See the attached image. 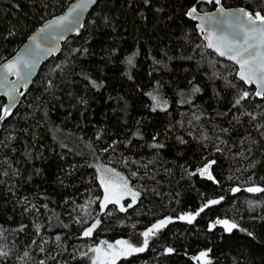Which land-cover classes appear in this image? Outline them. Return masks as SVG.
Returning <instances> with one entry per match:
<instances>
[{"label":"trees","instance_id":"1","mask_svg":"<svg viewBox=\"0 0 264 264\" xmlns=\"http://www.w3.org/2000/svg\"><path fill=\"white\" fill-rule=\"evenodd\" d=\"M73 1L0 0V64ZM194 5L200 12L218 6L206 0H104L81 34L44 64L0 124V249L8 253L0 264H91L80 255L89 246L121 239L139 245L140 233L169 216L173 221L149 237L144 252L117 264H202L194 257L208 249L212 264H264V192L246 191L264 187V99L233 107L239 89H255L238 79L235 65L205 47L186 15ZM221 5L264 14V0ZM90 80L102 86L94 88ZM149 93L167 107L153 111ZM5 105L0 95V109ZM210 160L218 183L190 175ZM104 168L128 177L141 192L126 212L113 204L100 207ZM220 197L193 223L178 220ZM218 218L239 228L210 230ZM96 219L92 236L83 237ZM168 247L175 252L166 253Z\"/></svg>","mask_w":264,"mask_h":264},{"label":"snow or ice","instance_id":"2","mask_svg":"<svg viewBox=\"0 0 264 264\" xmlns=\"http://www.w3.org/2000/svg\"><path fill=\"white\" fill-rule=\"evenodd\" d=\"M148 2L149 0H145V3ZM206 2L214 3L218 6L221 5V0H206ZM95 3L96 0H78V3H76L69 10L67 15L58 17L54 22H49L47 24V28H40L38 33L31 37L32 41L36 45V48H39L41 35L44 34L47 29H51L53 27L61 29V34L59 36L60 39L64 38L63 32H70L73 30L78 31L80 27H83V24L80 22L83 13L90 5ZM218 12L220 14L219 17H217L215 14L209 15L207 13L201 15L198 11V8L194 5L186 12V15L193 20H200L201 23L199 28L202 33L208 32V29L205 27V25L209 21L226 23L228 28L231 29V36L227 34L216 35L214 32L210 35H206L205 38L207 40V44L205 47L212 49L218 56L226 57L227 59L233 61L234 64L238 65L239 71L237 75L239 80L243 81L244 84H255L256 90L254 93H250L246 89L238 90V95L233 101V107H241L242 102L249 100L250 98L258 97L260 99H264V14H262L261 11H249L244 8L237 10H225L222 6L218 8ZM46 51L51 53L53 49L49 48ZM75 51H80V49H76ZM83 51L87 52V49H84ZM132 59V57L128 58L129 64L132 63ZM21 62L26 65L28 71L21 70L19 67ZM35 63V60L21 61L18 58L16 60L8 61L5 64H0V69H3L5 73L2 77H0V87H3L5 83L12 85L11 89L4 93L8 95L11 107H14L17 102L16 96L13 95V93L17 91V83L16 81H7V76L15 75L18 81L23 82L22 86L26 87L27 82L31 77V69L35 67ZM57 67H59V65ZM213 75L218 76L217 73H213ZM85 78L87 79V77ZM90 83L94 88H99L102 86L97 84L95 80H90ZM230 86L233 88L236 87L234 84H231ZM49 87H51V81H49ZM199 91L200 89L198 87L193 89V92ZM22 94L23 93H21V95ZM148 95L151 96L154 102L152 109L153 111H155L157 108H161L163 110L167 107L166 100H162L152 93H149ZM183 102L184 101H181V103ZM84 103H86V101H84ZM11 107L5 105L2 109H0V124H2L6 117L12 114ZM243 114L247 115L252 120L257 119V116L252 112H244ZM261 115H264V113ZM197 119H199V117H197ZM236 119H239V117H236ZM260 127L264 128V125H260ZM223 131L226 132L227 129H224ZM203 138L207 139L206 136ZM181 142L183 143L184 141L181 140ZM221 143H223V141H221ZM153 147H163V145H153ZM105 151H107V149H105ZM216 151H222V149L217 147ZM215 163V160H210L204 164L203 167L198 168L196 172L190 173V175H197L198 173L201 176H206L208 180L218 183V181H215V177L211 173V168ZM2 175L7 176L8 173L4 172ZM133 175H136V173H133ZM99 181L104 191L103 198H97L101 199L100 207L102 209H106L109 204H113L119 206V211L126 212L128 208L133 207L137 203V198L141 195L140 191L135 190L130 185L128 177L117 172L115 169L104 168L99 177ZM232 191L239 192L240 189L233 188ZM246 191L250 193L264 192V187L252 186L248 187ZM127 197L131 198V202L125 206L123 203H121V201ZM222 199L223 197H220L219 199L207 200L198 211L195 213L181 215L179 219L186 220L191 224L197 216L205 211L206 208L219 204ZM91 203H93V201H89V204ZM33 207L35 206L33 205ZM43 207L47 208V205H44ZM38 210L39 209H37V211ZM87 215L88 213L85 209V216ZM172 219L173 218L170 216L161 219L154 223L146 231L140 233V235L143 237V240L139 245L133 244L128 240H117L114 244L109 243L108 241H100L99 244L94 247L89 246L88 250L81 252L80 255L81 257H88L91 260V264H117L121 258L127 259L134 254L144 252L148 248L149 237L156 235L161 229L171 223ZM77 222H81L79 218ZM83 223H87V220L85 219ZM99 224L100 220L96 219L89 227L84 228L82 236L91 237ZM217 225L223 226L224 230L229 233H231L234 229L239 228V225L235 222H232L228 219L218 218L212 224H210L209 229H214ZM64 227H68V225H64ZM20 230H23V226ZM240 230L244 231V229ZM37 232H39V226H37ZM2 233L3 229L2 226H0V236H2ZM248 234L252 235V233ZM55 239L57 242L61 241V237L59 235H57ZM57 246L59 247V243ZM40 251H44L43 247L40 248ZM165 252L171 254L175 252V249L168 247L165 249ZM210 252L211 249L201 251L199 256L194 257V259L201 261L202 264H212V260L209 257ZM89 253L92 255L89 256ZM7 255V252L0 249V257ZM28 255V252L24 253L25 257ZM39 264H44V261L41 260Z\"/></svg>","mask_w":264,"mask_h":264},{"label":"water","instance_id":"3","mask_svg":"<svg viewBox=\"0 0 264 264\" xmlns=\"http://www.w3.org/2000/svg\"><path fill=\"white\" fill-rule=\"evenodd\" d=\"M104 0H96L95 4H92L88 7V9L83 13L82 17H81V24H83V27H80L78 31L73 30L70 32H63V39H60L59 36L61 34V29L53 27L51 29H47V31L41 35L40 41H39V48H36L35 43L32 41L31 37L36 35L38 33V30L40 28H47V24L49 22H54L58 17L63 16V15H67L69 10L76 4L78 3V0H74L69 6L68 8L61 14L47 20L46 22H44L28 39L27 41L18 49V51L15 53V55H13L11 58H9L8 60H6L4 63H7L8 61H12V60H16V59H20L21 61H25V60H35V67L33 69H31V77L27 82V86L24 87L23 82L22 81H18L17 77L15 75H8L7 76V81H16L17 83V91L15 93H13V95L16 96L17 102L15 104L14 107H11L10 105V101L8 98V95L4 94L6 91H8L9 89H11L12 85L9 83H5V85L3 87H0V95L3 96L4 98H6L7 101V105L11 107V110L14 109L16 106H18L22 99H23V95L25 93H27L33 86L35 80L38 78V76L40 75V72L44 66V64H46L47 62H49L53 57L57 56L60 54L63 44L65 42H67L70 38L74 37V36H78L81 34V32L84 29V25L85 22L88 18V16L90 15V13L98 6V4L100 2H102ZM222 6L225 10H237V9H241L243 7H236V8H228L225 7L224 5H220ZM220 6H217L213 11H209V12H200L201 15L207 13L209 15L215 14L217 17H219V12H218V8ZM246 9V8H244ZM247 10V9H246ZM188 17V16H187ZM189 20H191L192 22L196 23V28L197 30L202 34V39L205 42V44H207V40H206V35H210L213 32L216 33V35H221V34H227L229 36H231V29L228 28L226 23L220 22L217 23L215 21H209L205 27L208 29L207 33H202L200 31L199 25H200V20H193L190 17H188ZM53 49V51L51 53L47 52V49ZM208 49V48H207ZM34 50V51H33ZM209 51L213 52L214 54H216L212 49H208ZM217 55V54H216ZM218 56V55H217ZM220 57V56H218ZM230 63H232L233 65H235L239 71V66L234 64L233 61L227 59L226 57H220ZM19 67L21 68L22 71H28L26 65L21 62L19 64ZM4 70L0 69V77H2L4 75ZM238 77V75H237ZM239 79V78H238ZM241 81V80H240ZM243 84L244 82L241 81ZM247 87H253L256 90L255 84L253 85H246ZM21 93H23L21 95Z\"/></svg>","mask_w":264,"mask_h":264},{"label":"rangeland","instance_id":"4","mask_svg":"<svg viewBox=\"0 0 264 264\" xmlns=\"http://www.w3.org/2000/svg\"><path fill=\"white\" fill-rule=\"evenodd\" d=\"M108 175H111V174H108ZM126 199H127V200H128V199L131 200L130 197H127V198H125L124 200H122L121 203H123ZM184 215H185V214H184ZM195 219H196V218H195ZM178 220H179V221H182V222H186V223H188L186 220H180L179 218H178ZM172 221H173V219H172ZM194 221H195V220H194ZM194 221H193V222H194ZM193 222H192V223H193ZM121 240H125V239H121ZM112 244H114V243H112ZM91 255H92V254L89 253V256H91Z\"/></svg>","mask_w":264,"mask_h":264}]
</instances>
